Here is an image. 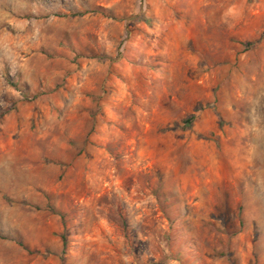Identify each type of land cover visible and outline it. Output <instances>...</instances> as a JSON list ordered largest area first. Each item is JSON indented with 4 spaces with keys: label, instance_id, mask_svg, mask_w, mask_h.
<instances>
[{
    "label": "rangeland",
    "instance_id": "obj_1",
    "mask_svg": "<svg viewBox=\"0 0 264 264\" xmlns=\"http://www.w3.org/2000/svg\"><path fill=\"white\" fill-rule=\"evenodd\" d=\"M0 264H264V0H0Z\"/></svg>",
    "mask_w": 264,
    "mask_h": 264
},
{
    "label": "trees",
    "instance_id": "obj_2",
    "mask_svg": "<svg viewBox=\"0 0 264 264\" xmlns=\"http://www.w3.org/2000/svg\"><path fill=\"white\" fill-rule=\"evenodd\" d=\"M200 110H201V107H196L195 110H194V112H197V111H200ZM194 119H195L194 114H191L188 117H186L185 119H183V121H182V124H183L182 128L184 130L190 129L191 126H192V124H193ZM59 216L61 217V219L63 218L62 215H59ZM60 238H61V241H62L63 247H64L66 245V237H65L64 234H61L60 235Z\"/></svg>",
    "mask_w": 264,
    "mask_h": 264
}]
</instances>
